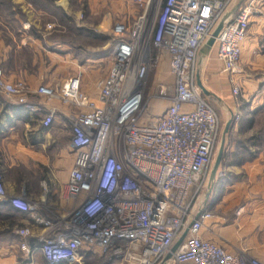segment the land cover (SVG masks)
<instances>
[{
  "label": "built area",
  "instance_id": "1",
  "mask_svg": "<svg viewBox=\"0 0 264 264\" xmlns=\"http://www.w3.org/2000/svg\"><path fill=\"white\" fill-rule=\"evenodd\" d=\"M123 1L137 15L113 25L110 67L95 82L94 99L82 90L81 73L33 91L0 69V94L25 110H39L28 101L31 94L76 110L70 118L73 166L64 187L72 207L64 218H45L36 204L7 196L0 179V202L31 221L16 234L26 239L32 227L42 229L34 247L21 243L20 250L26 258L38 253L45 264H80L85 252L123 264H161L193 221L170 264H264L246 249L233 253L203 239L210 212L193 220L222 130L217 110L195 85L197 55L235 0ZM262 1L245 0L212 48L235 100L243 75L242 44ZM165 59L173 88L168 96L169 88L157 85L151 98L168 103L152 115L145 79ZM53 116L54 111L45 116L43 127Z\"/></svg>",
  "mask_w": 264,
  "mask_h": 264
},
{
  "label": "crops",
  "instance_id": "2",
  "mask_svg": "<svg viewBox=\"0 0 264 264\" xmlns=\"http://www.w3.org/2000/svg\"><path fill=\"white\" fill-rule=\"evenodd\" d=\"M127 7L120 22L132 21L137 15L131 5ZM21 38L22 43L15 48L0 46V69L9 80H21L35 91L42 85L60 86L69 78L52 72V77L45 79L39 71L30 72L28 64L32 63L34 68L35 56L25 59L20 51L27 49L23 44L31 48L36 40L27 34ZM211 52L202 62L201 75L209 73L213 83L208 90L236 118L229 134L227 157L222 159L204 209L212 218L206 222L201 235L233 253L246 249L249 256L264 262V1L256 5L242 44L243 75L239 77L240 91L245 93V87H250L252 103L257 98L261 100L256 106L245 100L231 108L225 102L231 98L229 77L221 71ZM164 63L167 64L166 59ZM247 73L256 75L250 83H245ZM82 90L94 99L95 89L83 77ZM241 97L244 99V95ZM28 101L39 110L27 111L0 94V179L7 196H19L36 204L45 218L62 219L72 207L65 200L64 187L73 166L70 118L76 110L63 106L57 99L46 101L36 94L29 95ZM50 111H54L53 120L48 127H43ZM0 215L3 245L16 249L21 243L35 246L41 228L32 227V235L26 239L16 234L18 229L31 225L27 215L18 213L7 202H0Z\"/></svg>",
  "mask_w": 264,
  "mask_h": 264
},
{
  "label": "rangeland",
  "instance_id": "3",
  "mask_svg": "<svg viewBox=\"0 0 264 264\" xmlns=\"http://www.w3.org/2000/svg\"><path fill=\"white\" fill-rule=\"evenodd\" d=\"M127 4L123 0H0V46L4 44L15 48L22 43L21 36L27 34L36 40V44H31V48L23 44L27 49L20 51V56L25 59L35 56L34 68H31L32 63L28 64L30 72L39 71L45 79H50L52 72L60 77L81 73L88 85L94 88L95 82L110 67L111 29L116 22L124 20ZM211 53L214 56L215 50L212 49ZM247 74L245 83H250L256 75ZM199 80L205 88L212 89L213 82L208 72L200 74ZM159 83L169 88L170 96L173 81L166 63L151 69L145 79V102L152 115L161 113L168 103L167 100L151 98ZM245 90L242 93L241 89L236 100L228 98L225 102L231 108L245 100L256 106L261 100L257 98L252 103V88L245 87ZM211 103L223 128L229 113L217 100L211 99ZM230 140L234 141L232 137ZM9 257H13L12 261L7 260ZM110 261L97 260L89 264H117ZM0 264L45 263L38 253L34 252L26 258L20 248L5 246L0 239Z\"/></svg>",
  "mask_w": 264,
  "mask_h": 264
},
{
  "label": "water",
  "instance_id": "4",
  "mask_svg": "<svg viewBox=\"0 0 264 264\" xmlns=\"http://www.w3.org/2000/svg\"><path fill=\"white\" fill-rule=\"evenodd\" d=\"M245 0H235L233 5L230 7V9L227 11V13L223 16V18L220 20V22L217 24L213 32L211 33L210 37L207 39V41L202 45L201 49L198 52L197 55V65L195 69V85L197 89L202 93V95L211 102V99L217 100L220 104H222L228 111L229 117L226 120L225 124L223 125V128L221 130V135L219 139V146L216 151V155L213 160V164L210 170L209 179L207 183L206 190L202 196V199L198 205V209L196 210L193 220H195L200 213L205 209L209 197L214 189V185L216 182V176L218 173V170L220 168L222 159L224 154L226 153L228 141H229V133L230 130L235 122V115L232 111H230L226 105L218 98L216 97L212 92H210L207 88H205L199 81L200 74H201V67L203 60L210 54L212 51L214 42L216 37L219 35V33L224 29V27L228 24V22L231 20V18L235 15L236 11L240 7V5ZM193 221H190L188 225L184 228L181 235L178 237V239L174 242L173 246L171 247L169 253L165 256L163 262L161 264H170L172 255L180 248L182 245L185 237L187 236L188 230L190 226L192 225Z\"/></svg>",
  "mask_w": 264,
  "mask_h": 264
},
{
  "label": "trees",
  "instance_id": "5",
  "mask_svg": "<svg viewBox=\"0 0 264 264\" xmlns=\"http://www.w3.org/2000/svg\"><path fill=\"white\" fill-rule=\"evenodd\" d=\"M251 122V121H250ZM249 122V123H250ZM230 134V133H229ZM227 157V153L224 154L223 158ZM2 216V215H0ZM109 261L111 260L110 262H115V263H119L117 260H115L114 258H109L108 256H100V255H96V254H91V253H83V259H82V263L80 264H89L91 262H94V261Z\"/></svg>",
  "mask_w": 264,
  "mask_h": 264
},
{
  "label": "bare ground",
  "instance_id": "6",
  "mask_svg": "<svg viewBox=\"0 0 264 264\" xmlns=\"http://www.w3.org/2000/svg\"><path fill=\"white\" fill-rule=\"evenodd\" d=\"M200 81V80H199ZM201 83V82H200Z\"/></svg>",
  "mask_w": 264,
  "mask_h": 264
}]
</instances>
